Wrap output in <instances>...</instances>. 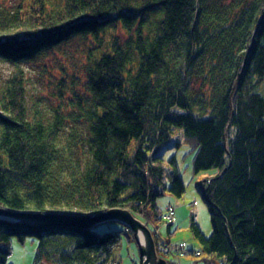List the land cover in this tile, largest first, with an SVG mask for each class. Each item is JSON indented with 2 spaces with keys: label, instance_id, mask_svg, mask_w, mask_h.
<instances>
[{
  "label": "trees",
  "instance_id": "1",
  "mask_svg": "<svg viewBox=\"0 0 264 264\" xmlns=\"http://www.w3.org/2000/svg\"><path fill=\"white\" fill-rule=\"evenodd\" d=\"M2 62L0 208L158 218L185 193L168 151L187 142L212 231L192 218L201 249L184 251L264 264V0H13ZM26 64L59 70L53 97L30 93ZM126 228L0 224V264L14 240L36 244L31 264H112Z\"/></svg>",
  "mask_w": 264,
  "mask_h": 264
},
{
  "label": "rangeland",
  "instance_id": "2",
  "mask_svg": "<svg viewBox=\"0 0 264 264\" xmlns=\"http://www.w3.org/2000/svg\"><path fill=\"white\" fill-rule=\"evenodd\" d=\"M11 1L13 0H0V5H10ZM26 65L30 93L38 95L40 92H43L42 94L48 95L50 98L53 97V88H50V85H54L52 82L60 77L59 70L54 69L53 73H49V78L50 80L52 79L50 82L39 68L32 66L28 69V64ZM12 71L13 65L11 63L2 62L0 73L3 80L10 76ZM43 84L45 85L43 86ZM168 153H175L177 156L181 174L186 185L184 195L176 197L175 195L166 193L162 197H159L157 202L159 207L158 218L148 216L147 219L144 213L134 214L131 210H126L131 211L149 227L159 258L165 259L169 264H179V258L177 257L179 252L182 254L180 256L182 264H196L203 256H200V253H196L197 255L194 253L188 254L189 252L184 251L180 245L185 242L189 248H186V250L192 249L197 251L201 249L200 243L194 237L190 228L192 218L195 219L205 234L209 235L212 231L210 212L202 192L198 189V185L206 180L211 173L200 172L196 174L193 171L195 151L187 142H183L178 148H172ZM170 207H174L176 212L172 219L165 215L166 210H169ZM168 224L172 225L170 234L167 232ZM128 229L126 228V232L130 234L123 235L121 243L114 250L112 264H140V262L143 264L144 259L139 251L140 242L137 240L135 233L129 227ZM35 250L36 244L33 242L25 241V243H20L18 240H14L10 260L15 264H31ZM42 264L52 263L44 260Z\"/></svg>",
  "mask_w": 264,
  "mask_h": 264
},
{
  "label": "water",
  "instance_id": "3",
  "mask_svg": "<svg viewBox=\"0 0 264 264\" xmlns=\"http://www.w3.org/2000/svg\"><path fill=\"white\" fill-rule=\"evenodd\" d=\"M235 93V92H234ZM118 222L128 226L139 243V251L143 257V264H169L165 259L159 258L155 241L149 227L138 219L131 211L124 208H113L95 214H76L65 212H17L0 208V223L12 226H31L42 228L53 225H66L82 228H91L104 222ZM145 238V243L139 240V233Z\"/></svg>",
  "mask_w": 264,
  "mask_h": 264
},
{
  "label": "built area",
  "instance_id": "4",
  "mask_svg": "<svg viewBox=\"0 0 264 264\" xmlns=\"http://www.w3.org/2000/svg\"><path fill=\"white\" fill-rule=\"evenodd\" d=\"M175 214H176V212H175V208L174 207H170L169 210H166V213H165V215H167L170 219H172V217H174ZM171 215H173V216H171ZM180 246H182L183 250H184V247H186V243L184 242V244L182 243V245H180ZM166 247H168V246H166ZM179 264H181V262H179Z\"/></svg>",
  "mask_w": 264,
  "mask_h": 264
},
{
  "label": "bare ground",
  "instance_id": "5",
  "mask_svg": "<svg viewBox=\"0 0 264 264\" xmlns=\"http://www.w3.org/2000/svg\"><path fill=\"white\" fill-rule=\"evenodd\" d=\"M0 224H4V223H0ZM138 236H139V240H141L142 243H145V238L141 232L139 233Z\"/></svg>",
  "mask_w": 264,
  "mask_h": 264
}]
</instances>
